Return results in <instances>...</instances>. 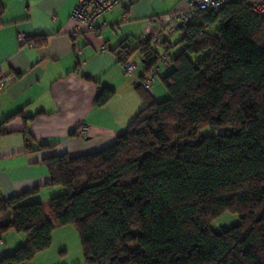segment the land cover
<instances>
[{
    "label": "trees",
    "instance_id": "obj_1",
    "mask_svg": "<svg viewBox=\"0 0 264 264\" xmlns=\"http://www.w3.org/2000/svg\"><path fill=\"white\" fill-rule=\"evenodd\" d=\"M256 1L200 11L180 29L183 51L163 79L169 98L147 100L114 145L45 161L52 184L66 189L49 214L25 203L26 193L0 201V236L14 230L27 240L0 264L32 263L66 226L78 231L86 264H264V18ZM26 44L42 48L47 37ZM142 46L154 67L151 40ZM112 94L106 89L97 105ZM206 126L222 132L202 137ZM226 214L240 223L217 232L212 223Z\"/></svg>",
    "mask_w": 264,
    "mask_h": 264
},
{
    "label": "crops",
    "instance_id": "obj_2",
    "mask_svg": "<svg viewBox=\"0 0 264 264\" xmlns=\"http://www.w3.org/2000/svg\"><path fill=\"white\" fill-rule=\"evenodd\" d=\"M78 0H0V69L14 78L0 94V201L28 194L25 203L49 202L66 192L55 186L45 161L53 156L80 157L115 144L147 100L163 101V79L174 64L160 68L152 92L141 87L148 35L159 34L173 56L183 51L179 29L162 27L158 20L188 7L185 0H123L100 18L93 31H78L71 21ZM47 37L39 48L20 42ZM122 47L139 63L130 75L122 65ZM153 57L161 49L151 41ZM105 50L104 52H102ZM82 52V55H78ZM147 67V66H146ZM160 79V80H159ZM113 92L103 105L98 97ZM80 127L89 129L79 137ZM26 236L12 230L0 236V259L26 244ZM29 264H86L78 231L56 227L52 247Z\"/></svg>",
    "mask_w": 264,
    "mask_h": 264
},
{
    "label": "built area",
    "instance_id": "obj_3",
    "mask_svg": "<svg viewBox=\"0 0 264 264\" xmlns=\"http://www.w3.org/2000/svg\"><path fill=\"white\" fill-rule=\"evenodd\" d=\"M123 0H78L77 5L73 11L71 21L76 25L78 31H93L96 22L106 15L108 12L116 9ZM188 7L183 10L172 12L161 17L158 23L170 30L184 29L187 24L197 17L200 11L218 12L224 6L240 0H185ZM252 10L255 15L264 18V0H258L252 4ZM208 28V27H206ZM20 42L26 44L29 39L25 35H20ZM151 40L156 47L161 49V53L157 55L158 62L162 64H169L173 56L170 52V44L165 41L159 34L148 35L146 41ZM103 50L102 52H104ZM82 55V52H78ZM121 56L123 57L122 65L127 74H134L139 68V63H136L127 57V50L122 49ZM160 68L155 65L152 68L145 66L141 77V87L147 92H152L154 83L158 77ZM14 78L13 75L8 74L0 69V94L3 92L8 81ZM79 137L86 138L89 135V129L80 127L78 130Z\"/></svg>",
    "mask_w": 264,
    "mask_h": 264
},
{
    "label": "rangeland",
    "instance_id": "obj_4",
    "mask_svg": "<svg viewBox=\"0 0 264 264\" xmlns=\"http://www.w3.org/2000/svg\"><path fill=\"white\" fill-rule=\"evenodd\" d=\"M168 98H169V93H168ZM221 132L222 131L213 130L210 127L206 126L201 129L200 134L202 137H206V136H212L214 134H220ZM239 223H240V218L237 215L226 214L222 216L221 218L217 219L216 221H214L212 223V228L216 230L217 232H220L223 227H230L233 224H239Z\"/></svg>",
    "mask_w": 264,
    "mask_h": 264
}]
</instances>
